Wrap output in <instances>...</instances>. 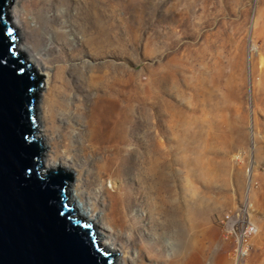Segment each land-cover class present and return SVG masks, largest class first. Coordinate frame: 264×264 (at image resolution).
<instances>
[{
    "label": "rangeland",
    "instance_id": "1",
    "mask_svg": "<svg viewBox=\"0 0 264 264\" xmlns=\"http://www.w3.org/2000/svg\"><path fill=\"white\" fill-rule=\"evenodd\" d=\"M19 2L10 8L18 49L52 82L53 66L44 64L46 54L34 48L16 15ZM94 7L91 49L104 52L96 61L108 62L125 80L126 191L135 197L126 223L140 234L139 214L148 217L151 209V219L159 222L152 233L162 235L163 250L153 234L140 253L127 234L104 220L99 200L83 199V206L77 197L90 218L78 215L102 231L104 247L118 250L115 264H231V243L222 238L218 217L246 204L258 232L243 264H264V0H95ZM47 90L42 86L37 100L46 167L76 169L71 155L55 153L53 136L43 127ZM145 114L173 131L176 152L163 154L164 137L145 147L151 130ZM93 115L98 123L106 121L101 101ZM159 155L169 165L156 169ZM139 164L158 175L157 194L148 195L141 209L134 189Z\"/></svg>",
    "mask_w": 264,
    "mask_h": 264
},
{
    "label": "bare ground",
    "instance_id": "2",
    "mask_svg": "<svg viewBox=\"0 0 264 264\" xmlns=\"http://www.w3.org/2000/svg\"><path fill=\"white\" fill-rule=\"evenodd\" d=\"M94 6L95 0L19 2L16 11L19 21L25 32L31 35L34 48L39 53L46 54L47 60L44 64L50 63L53 66L52 82L49 81V73L36 66L44 73L43 89H48L41 105L43 127L53 136L55 153L71 155L78 165L76 169L73 166L71 168L74 172L71 198L77 213L90 218L81 211L84 208L83 199H93L95 202L99 200L103 207L104 220L120 234H127L130 242L137 244L140 253L145 238L153 234L157 238V248L163 250L162 235L158 237V233H152L158 229L159 222L151 219V209H147L148 217L146 213L139 214L140 234L134 226L126 223V209L129 210L135 205V197L126 191V98L122 88L125 80L115 75L108 62L96 61L104 56V52L103 49H91V45L96 42ZM85 57L91 60L87 61ZM162 73L165 74L164 71ZM99 101L108 113L106 121L100 123L94 120L93 115L94 107ZM37 103L38 101V125ZM144 118L151 124L150 135L144 140L145 147L154 146L158 137H164L167 144L163 154L169 156L176 152L173 131L162 128L158 116L145 114ZM42 139L44 141L43 136ZM44 145L45 149L48 148L45 142ZM47 151L48 149L45 154ZM162 160L164 159L160 155L157 156L154 168L158 169L165 163L169 165ZM43 163L46 166L44 158ZM138 171L139 187L134 189L138 192L137 206L141 209L145 206L148 195L157 194L158 175L144 172L140 164ZM77 197L82 200L83 206L76 203ZM164 211L169 215L170 206ZM144 221L147 223H143ZM126 230L129 232L126 233ZM99 232L102 235V231ZM105 247L118 251L109 245ZM157 257L155 256V260Z\"/></svg>",
    "mask_w": 264,
    "mask_h": 264
},
{
    "label": "water",
    "instance_id": "3",
    "mask_svg": "<svg viewBox=\"0 0 264 264\" xmlns=\"http://www.w3.org/2000/svg\"><path fill=\"white\" fill-rule=\"evenodd\" d=\"M13 1L0 0V264H115L118 251L74 207L73 170L44 166V73L18 49Z\"/></svg>",
    "mask_w": 264,
    "mask_h": 264
},
{
    "label": "built area",
    "instance_id": "4",
    "mask_svg": "<svg viewBox=\"0 0 264 264\" xmlns=\"http://www.w3.org/2000/svg\"><path fill=\"white\" fill-rule=\"evenodd\" d=\"M222 238L231 243V264H243L252 247V238L258 227L251 218L249 207L240 204L218 217Z\"/></svg>",
    "mask_w": 264,
    "mask_h": 264
},
{
    "label": "snow or ice",
    "instance_id": "5",
    "mask_svg": "<svg viewBox=\"0 0 264 264\" xmlns=\"http://www.w3.org/2000/svg\"><path fill=\"white\" fill-rule=\"evenodd\" d=\"M11 32H12V30L11 29H8L7 34L8 35H11Z\"/></svg>",
    "mask_w": 264,
    "mask_h": 264
}]
</instances>
